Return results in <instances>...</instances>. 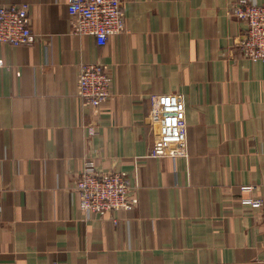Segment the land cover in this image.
I'll return each instance as SVG.
<instances>
[{"label":"crops","instance_id":"1","mask_svg":"<svg viewBox=\"0 0 264 264\" xmlns=\"http://www.w3.org/2000/svg\"><path fill=\"white\" fill-rule=\"evenodd\" d=\"M239 1L124 0L125 31L99 46L69 0H0L28 3L38 37L0 43V264H264L244 203L264 196V63L243 56ZM81 63L110 66L97 114ZM86 158L139 186L117 223L80 207Z\"/></svg>","mask_w":264,"mask_h":264},{"label":"built area","instance_id":"2","mask_svg":"<svg viewBox=\"0 0 264 264\" xmlns=\"http://www.w3.org/2000/svg\"><path fill=\"white\" fill-rule=\"evenodd\" d=\"M124 0H69L71 30L76 35H93L99 46L126 29ZM234 17L247 22L242 41L243 56L252 62L264 63V5L240 0L231 7ZM28 3L0 5V43L24 45L38 38L30 26ZM5 62L0 59V67ZM110 66L103 63H81L77 77V96L82 106L99 113L112 97ZM80 207L113 223L119 210L131 211L139 204L135 193L139 188L126 170H103L86 158L74 185ZM243 191L252 192L256 185L247 184ZM244 203L264 215V196L246 197ZM58 264V263H55Z\"/></svg>","mask_w":264,"mask_h":264}]
</instances>
